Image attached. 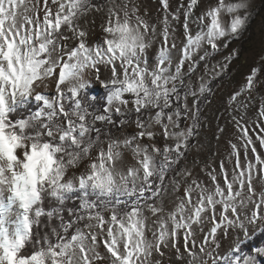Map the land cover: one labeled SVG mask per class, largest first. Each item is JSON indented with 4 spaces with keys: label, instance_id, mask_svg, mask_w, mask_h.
I'll return each instance as SVG.
<instances>
[{
    "label": "snow or ice",
    "instance_id": "6c2138e0",
    "mask_svg": "<svg viewBox=\"0 0 264 264\" xmlns=\"http://www.w3.org/2000/svg\"><path fill=\"white\" fill-rule=\"evenodd\" d=\"M142 8L0 0V264H264V46L189 161L252 0Z\"/></svg>",
    "mask_w": 264,
    "mask_h": 264
},
{
    "label": "rangeland",
    "instance_id": "374dc122",
    "mask_svg": "<svg viewBox=\"0 0 264 264\" xmlns=\"http://www.w3.org/2000/svg\"><path fill=\"white\" fill-rule=\"evenodd\" d=\"M143 5L142 11L147 10L150 15L155 16L158 8V0H138ZM264 46V0H252L251 16L246 31L238 40L233 41L231 48L238 49L240 56L235 59L225 75L213 81L212 93L208 95L207 101L201 104V115L199 119V135L193 140L198 144V149H193L189 154V161L196 157L201 161V167L206 163L211 167L219 169L220 161L223 160L226 167L231 168L228 160L229 139L235 140L236 130L228 116L227 100L229 94L239 87L244 81L249 66L254 62L261 47ZM215 59H222L217 56ZM200 72L197 75H202ZM98 94V93H93ZM257 104L261 96H264V80L257 85L254 92ZM220 128H225L221 134ZM196 172L199 173V167ZM201 178L203 174L201 173Z\"/></svg>",
    "mask_w": 264,
    "mask_h": 264
},
{
    "label": "trees",
    "instance_id": "16d2710c",
    "mask_svg": "<svg viewBox=\"0 0 264 264\" xmlns=\"http://www.w3.org/2000/svg\"><path fill=\"white\" fill-rule=\"evenodd\" d=\"M259 241H257V243H258Z\"/></svg>",
    "mask_w": 264,
    "mask_h": 264
}]
</instances>
